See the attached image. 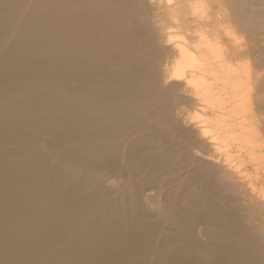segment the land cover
<instances>
[{"label": "bare ground", "instance_id": "1", "mask_svg": "<svg viewBox=\"0 0 264 264\" xmlns=\"http://www.w3.org/2000/svg\"><path fill=\"white\" fill-rule=\"evenodd\" d=\"M46 10L58 11V24L67 27L68 43L60 45L67 50L55 60L60 63L56 69L69 72L75 101H80L81 91L85 93L86 101L77 103L74 115L79 117L83 110L87 114L71 130L74 135H86L88 157H115L118 151H126V158L135 156L126 143L137 150L150 149L148 153L154 155L156 149L145 138L160 125H150L154 120L133 123L136 114L147 112L152 101H183L169 120L187 130L184 133L189 134L191 128L197 136H191V143L198 147L199 140L201 146V142L208 146L204 156L209 163L198 160L209 180L203 190L206 193L217 184L218 193L226 194L217 208H227L231 202L235 209L231 220L237 227L231 226L222 235L208 233V246L217 245L220 252L211 258L219 256L217 264H264V0H56ZM163 54L165 69L160 73L149 59L162 60ZM160 61L159 65L164 62ZM40 93L42 97L29 96L26 101H51ZM169 110L172 113L173 108ZM126 120L133 121L125 129ZM139 132L147 137L143 139ZM211 199V206L218 203V196ZM74 207H69L71 213L66 216L55 209L56 233L48 235L44 251L23 256L26 264L35 260L59 264L47 255V247L73 231ZM98 226L114 230L107 222ZM105 237L95 259L80 244L58 249L61 264H124L127 259L115 256ZM190 262L181 258L173 264Z\"/></svg>", "mask_w": 264, "mask_h": 264}, {"label": "rangeland", "instance_id": "2", "mask_svg": "<svg viewBox=\"0 0 264 264\" xmlns=\"http://www.w3.org/2000/svg\"><path fill=\"white\" fill-rule=\"evenodd\" d=\"M55 1L0 0V264H26L24 255L44 251L48 235L56 233L55 209L66 216L74 205L73 231L47 247V255L56 263H63L58 249L78 244L96 257L105 235V244L115 256L127 259L124 264H173L181 258L190 259V264H217L219 247L208 246V233L222 235L237 227L231 220L235 209L231 202L227 208H217L226 197L222 191L218 193L217 184L206 193L203 190L209 180L199 162L209 163L204 156L208 146L200 141L201 146L198 140L197 147L190 140L195 134L191 128L189 135L169 120L183 101L148 102L147 112L132 120H145L143 124L154 120L150 125H160L152 133L146 131L155 138L139 132L156 149L154 155L148 153L150 149L137 150L126 143L135 156L126 158V151H118L115 157L102 155L91 160L86 135H74L71 130L87 114L83 110L76 117L74 111L85 100V93L81 91L80 101H75L69 72L56 69L60 63L55 60L67 50L60 45L68 43V34L64 33L67 27L57 22L58 11L46 10ZM30 32L34 34L29 36ZM164 56L149 59L160 73L165 69ZM153 58L157 60L153 62ZM40 91L51 101H26L29 96H41ZM101 113L96 114L103 116ZM132 121L126 120L125 129ZM82 127L79 122V132ZM189 144L197 150L190 147L192 151L187 153ZM216 196L218 203L211 206L210 200ZM104 222L114 230L98 226ZM213 255L219 256L212 259Z\"/></svg>", "mask_w": 264, "mask_h": 264}]
</instances>
